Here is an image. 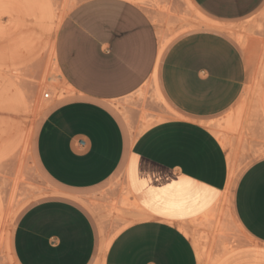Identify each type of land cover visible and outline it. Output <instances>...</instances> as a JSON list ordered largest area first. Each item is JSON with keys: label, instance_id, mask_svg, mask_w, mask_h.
<instances>
[{"label": "crops", "instance_id": "crops-1", "mask_svg": "<svg viewBox=\"0 0 264 264\" xmlns=\"http://www.w3.org/2000/svg\"><path fill=\"white\" fill-rule=\"evenodd\" d=\"M140 2L85 0L64 17L54 69L70 94L49 107L33 141L38 169L68 195L89 194L124 174L138 219L104 255L105 237L75 200L34 203L12 232L15 264H198L185 226L211 213L224 192L252 245L219 264H264V158L229 179V157L210 124L236 105L248 79L242 52L220 26L255 15L264 0H187L205 29L161 51ZM153 75L172 114L132 140L113 104Z\"/></svg>", "mask_w": 264, "mask_h": 264}, {"label": "rangeland", "instance_id": "rangeland-1", "mask_svg": "<svg viewBox=\"0 0 264 264\" xmlns=\"http://www.w3.org/2000/svg\"><path fill=\"white\" fill-rule=\"evenodd\" d=\"M83 1L0 0V194L7 208L2 231L7 237L0 238V264H15L10 243L19 215L46 199L67 197L85 208L94 219L98 235L107 241L104 255L115 237L138 219L124 174L89 194L72 196L52 184L34 159L33 141L40 122L54 102L70 94L57 82L52 59L55 34L64 17ZM138 5L157 32H162L167 47L189 32L205 29L198 24L199 14L187 0H141ZM220 27L240 49L248 69L236 105L210 122L218 130L228 157L236 162L239 177L250 164L264 158V6L241 22ZM44 94L49 98L44 99ZM4 104H8V110ZM113 108L132 140L172 114L157 99L150 81L132 96L115 102ZM185 228L193 247L195 244L199 248L198 264H212L216 259L219 264L242 244L252 245L234 222L230 206L218 204L206 217Z\"/></svg>", "mask_w": 264, "mask_h": 264}, {"label": "bare ground", "instance_id": "bare-ground-1", "mask_svg": "<svg viewBox=\"0 0 264 264\" xmlns=\"http://www.w3.org/2000/svg\"><path fill=\"white\" fill-rule=\"evenodd\" d=\"M158 29V28H157ZM158 37H159V42H160V51L164 48V46L167 44V41H166V39H164V37H163V34H162V32L161 31H158ZM253 58V57H252ZM52 59H53V61H54V56H53V45H52ZM254 62V61H253ZM251 64V63H250ZM254 73V72H253ZM6 78V77H5ZM8 80V79H7ZM6 81V80H5ZM150 84H152L153 85V88L155 89V94H156V97H157V99L163 104V102H162V100H161V98H160V96H159V93H158V91H157V89H156V85H155V78H154V75L150 78ZM9 82V81H8ZM11 82V81H10ZM253 82V81H252ZM4 83V82H3ZM12 83V82H11ZM3 85V84H2ZM1 85V86H2ZM12 85V84H11ZM253 85V84H252ZM3 87V86H2ZM1 87V88H2ZM4 87H5V85H4ZM14 87V86H13ZM12 87V89H14ZM151 87V86H150ZM11 88V87H10ZM10 88H8V89H10ZM4 89L6 90V87L5 88H3V91H4ZM8 92H9V90H8ZM16 93V92H15ZM5 94H1V96H4ZM16 96V95H15ZM12 99V101H14L15 99L17 100L18 99V97H16V98H11ZM1 100V99H0ZM2 100H5V98L4 97H2ZM7 100H10V99H7ZM6 100V101H7ZM1 102V101H0ZM10 102H11V100H10ZM2 104H0V106H1ZM5 105V104H4ZM8 105V104H7ZM7 105H5L6 107H7V109L6 110H8V106ZM262 105L264 106V103H262ZM11 107V109H12V104L10 105ZM2 107V106H1ZM5 107V108H6ZM5 108H3V109H5ZM43 109V108H42ZM0 110H2L1 108H0ZM14 110V109H13ZM9 111H10V109H9ZM12 111V110H11ZM41 112V111H40ZM39 114V113H38ZM38 116V115H37ZM34 118H35V115H34ZM31 130V129H30ZM29 130V131H30ZM28 131V130H27ZM28 133V132H27ZM26 134V133H25ZM28 134H30V133H28ZM19 137V136H18ZM24 140V139H23ZM26 141V140H25ZM24 142V141H23ZM25 145V144H24ZM28 145V144H27ZM26 146V145H25ZM8 148V147H7ZM236 163V162H235ZM235 163H234V161H233V159L231 158V157H229V179H231V177L233 176V174H234V172L236 171V167H235ZM130 199V198H129ZM218 204H220V205H222V206H224L225 204H226V193L224 192L223 194H222V196H221V198H220V200H219V202H218ZM7 218V208H6V205H5V203L3 202V200H2V197H1V194H0V238L2 239V236L3 235H5V233L2 235V231H3V229H4V226H5V222H6V219ZM11 221V220H10ZM6 226H8L9 227V225H7L6 224ZM8 229V228H7ZM7 235V234H6ZM5 235V237H7ZM0 239V240H1ZM5 241H4V243L5 242H7L6 240H7V238H5L4 239ZM6 245V244H5ZM107 245V241H105V246ZM5 248H6V246H5ZM217 260V259H216ZM216 260H214L213 262H212V264H214V262L216 261Z\"/></svg>", "mask_w": 264, "mask_h": 264}, {"label": "built area", "instance_id": "built-area-1", "mask_svg": "<svg viewBox=\"0 0 264 264\" xmlns=\"http://www.w3.org/2000/svg\"><path fill=\"white\" fill-rule=\"evenodd\" d=\"M49 98V94H44V99H48Z\"/></svg>", "mask_w": 264, "mask_h": 264}]
</instances>
